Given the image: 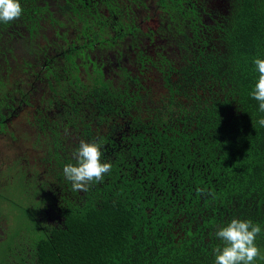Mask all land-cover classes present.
<instances>
[{
  "label": "trees",
  "instance_id": "1",
  "mask_svg": "<svg viewBox=\"0 0 264 264\" xmlns=\"http://www.w3.org/2000/svg\"><path fill=\"white\" fill-rule=\"evenodd\" d=\"M213 1L0 0V36L61 17L87 26L105 9L139 29L131 15L148 3L180 50L160 97L123 105L119 141L91 144L85 168L53 158L59 177L38 206L11 200L36 224L0 264H264V0H220L211 24ZM114 96L102 112L121 111ZM49 207L58 225L41 221Z\"/></svg>",
  "mask_w": 264,
  "mask_h": 264
},
{
  "label": "flooded vegetation",
  "instance_id": "2",
  "mask_svg": "<svg viewBox=\"0 0 264 264\" xmlns=\"http://www.w3.org/2000/svg\"><path fill=\"white\" fill-rule=\"evenodd\" d=\"M219 10L220 6L211 2L205 12L207 22L214 24L217 17L214 14ZM135 11L136 15H131V19L139 29L134 30L119 27L118 19L114 22L108 19L105 9L87 26L72 21L74 25L65 32L62 28L66 21L61 24L56 20L52 24L55 36L51 39L42 37L43 23L35 26L33 32L26 25H13L1 34L0 157L12 160L8 169L0 173V194L4 190L22 188L21 199L25 202L21 201L22 206H38L39 190L43 187L49 190L59 177L54 170L53 158L55 161L73 158L81 161L90 158L86 155L87 150L96 154L90 148L91 144L119 141L123 135L120 128L124 125L123 105L132 104L135 108L141 95H155L145 84L149 71H157L153 79L163 83V71L175 60V52L179 54L180 50L170 28L166 24L165 29L160 28L162 18L159 14L152 15L155 6L145 3L135 7ZM155 19L157 26H143V23H151ZM108 91L114 93L121 103L117 105L121 111L114 115L107 114L106 110L102 112L107 106L103 96ZM118 93L122 96L117 97ZM21 119L35 134L27 139L40 151L36 154L32 149V161L27 152L14 154V150H20L15 144L22 143L17 142L22 138L18 130ZM11 153L14 154L12 157ZM105 154L99 153L102 157ZM81 163L84 168L88 165L85 161ZM63 166H67V161ZM39 177L46 179L39 181ZM83 179L80 177L79 180ZM55 187L62 193V186ZM78 189L83 194L82 187ZM29 190L33 192L32 196L28 194ZM29 196L30 202H27ZM0 199L6 203L5 206L11 202L8 198ZM52 210L54 212L46 216L52 220L51 223L58 225L64 218ZM35 220L39 221V215ZM28 222L36 224L29 219ZM24 227L29 235L27 224ZM26 244L29 245L27 239ZM10 247V242L1 243L0 253L4 250L10 258Z\"/></svg>",
  "mask_w": 264,
  "mask_h": 264
},
{
  "label": "rangeland",
  "instance_id": "3",
  "mask_svg": "<svg viewBox=\"0 0 264 264\" xmlns=\"http://www.w3.org/2000/svg\"><path fill=\"white\" fill-rule=\"evenodd\" d=\"M222 1L220 0H216V1H213V4L215 6H222ZM152 12V11H151ZM155 12V13H153ZM152 15L155 16L154 14H157V9L155 11H153ZM57 18L60 17L58 15H56ZM140 16H142L140 14ZM64 21H66V23L64 24L65 26L62 28V30L65 32L66 30L68 29H71V26L74 25L72 23V21H68L66 19H64L63 17H61ZM156 22V19L154 21H151V23L149 22H146V23H143V26L146 28L147 25H154V23ZM142 25V23L140 24ZM42 32H43V35L42 37L46 38L48 37L49 39L53 38L55 36V33H54V30H53V26L51 24L50 21H44L43 22V28H42ZM125 44H123L124 46ZM172 51V50H171ZM175 51V49H174ZM173 51V52H174ZM172 54V52H171ZM156 71V70H155ZM157 71L156 72H150L149 71V74L148 76L152 77L151 80H149L148 76L147 78L145 79V84L148 85L150 88H152V93H155L156 97H160L165 91H164V87L163 86V83L162 81H160L159 79L158 80H154L153 78V75H157ZM24 86V85H23ZM39 98H40V93H39ZM20 123V126L18 127L19 129V132L22 133V138H19L17 140V142H21L22 143H17L15 144V147L16 148H20L19 151H15L14 150V154H19V153H26L27 152V155H29V160H33V156L34 154L32 153V149H35V153L37 154V152L39 151V149L36 147V144H33L30 142V140H28L27 138L30 137V135H32V137L35 136V134L31 131L30 127L27 125L26 121L24 119H21L19 121ZM41 149L44 148L39 146ZM40 152V151H39ZM14 154H10V157H12ZM11 160L12 159H6V158H3V157H0V173H2L3 171H5L6 169H8V165L9 163L11 164ZM40 167V166H39ZM9 172H12V173H16L17 171H9ZM42 178L39 177V181L41 180ZM46 179V178H45ZM45 179H42V180H45ZM11 180H14L12 177H11ZM11 183H17V182H13L11 181ZM9 184V182L7 183ZM30 189H33L31 187H29ZM28 194L32 196L33 192L31 190L28 191ZM21 195H22V188H13L12 190H4L1 192L0 194V198H8L9 200H13L15 201L16 200V204L18 200H21L23 202V204L25 203L22 199H21ZM31 196L28 197V199L26 200L27 202H30V198ZM20 198V199H19ZM4 200V199H3ZM6 203H4L1 199H0V244L4 242H11L12 241V236L13 234L16 232V231H20L21 232V236H22V243L23 242H26V239L27 237L29 236L26 232V229L24 227V224L27 226H29V223H28V219L26 220V216L20 211L19 208L17 207H14L12 204H10V202L7 203V206H5ZM54 211L52 210V208H48V210L44 211L45 214H52ZM41 221L43 222V224L45 225L47 222H52V220L50 218H48V215L47 216H43L41 218ZM15 235V234H14ZM15 237V236H13ZM15 239V238H14ZM12 256H13V253H11Z\"/></svg>",
  "mask_w": 264,
  "mask_h": 264
}]
</instances>
